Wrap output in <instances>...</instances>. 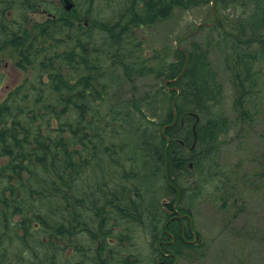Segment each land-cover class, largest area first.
<instances>
[{"label": "trees", "instance_id": "16d2710c", "mask_svg": "<svg viewBox=\"0 0 264 264\" xmlns=\"http://www.w3.org/2000/svg\"><path fill=\"white\" fill-rule=\"evenodd\" d=\"M214 1L206 29L252 124L264 115V0H0V55L21 74L12 88L0 74V264H174L193 245L164 198L224 211L234 187L264 190L263 147L220 164L232 127L213 49L168 56L153 41L157 25ZM232 201L230 222L246 204Z\"/></svg>", "mask_w": 264, "mask_h": 264}, {"label": "rangeland", "instance_id": "374dc122", "mask_svg": "<svg viewBox=\"0 0 264 264\" xmlns=\"http://www.w3.org/2000/svg\"><path fill=\"white\" fill-rule=\"evenodd\" d=\"M53 1L62 7L61 0ZM70 1L68 0L69 4H72ZM217 17L218 15H216V20ZM45 19V14L31 16L33 23ZM213 20L212 5L180 11L169 21L154 28L153 41L168 56L176 48L188 49L194 43L203 48L213 49L212 56L215 69L224 81L222 105L224 117L227 118V124L232 127L228 138L225 140V146L220 151V164L227 161V164L231 163L230 169H234L236 168L235 164L242 158L243 153L237 152L240 148L246 151L264 148V143L258 139L259 135L264 133V115L255 116L252 124L246 123L247 121L243 119L242 110L237 103L239 102V95L233 76L225 70L221 49L216 48V39L206 29L208 26L201 27L197 33L186 38L199 24L211 23ZM0 74L3 76L5 88L7 86L12 88L21 80V74L13 67L6 54L0 55ZM3 93L4 87L0 89V95ZM229 158L231 159L229 160ZM189 180L186 184L193 181V179ZM262 188H264V184L261 186ZM233 190L231 194L233 196L227 209L224 210L225 212L212 205L207 199H198L194 202L191 201L193 198H188V196L184 202H181L178 194L176 199L170 196L161 201L162 204H167L173 200L174 206H177L175 209L182 216L177 214L175 210L171 212L166 208V212L171 215V219L177 218L181 221L180 224L184 229L182 235H186L187 242L193 245L192 249L181 247L182 259L177 258L174 264H264V190H261L260 193L253 192L252 188L250 190L243 189V192H239V189L235 187ZM236 194L242 196H234ZM233 197L236 200L243 198L246 204L240 210L238 217L230 222L227 217L228 212L230 214L233 207ZM186 207L191 208V211L188 212ZM189 231L191 232L190 236L187 235ZM138 232L137 245L146 256H149V237L143 231Z\"/></svg>", "mask_w": 264, "mask_h": 264}, {"label": "water", "instance_id": "95a60500", "mask_svg": "<svg viewBox=\"0 0 264 264\" xmlns=\"http://www.w3.org/2000/svg\"><path fill=\"white\" fill-rule=\"evenodd\" d=\"M71 7H72L71 4H68L67 9L70 10ZM212 10H213V13H214V20H213V22H211V23H201V24H199V25L197 26V28H196L193 32H191L190 34H188V35L186 36V38L189 37V36H191V35H193V34H195V33H197L198 30H199L201 27H203V26H211V25H213V24L215 23V21H216V8H215V2L212 3ZM179 49L182 50V51L186 54V52H185L184 49H182V48H179ZM186 56H187V54H186ZM186 67H187V63H186ZM186 67L184 68L182 74H183L184 71L186 70ZM182 74H181V76H182ZM181 76H179V78H177V79H175V80H168V81H166V82H165V85H167V84H169V83H174V82L178 81V79H180ZM173 89H175V88H173ZM175 101H176V98H175L174 101H173V107H174ZM168 127H169V126H168ZM166 128H167V127H166ZM168 142H169V139H168Z\"/></svg>", "mask_w": 264, "mask_h": 264}, {"label": "bare ground", "instance_id": "6f19581e", "mask_svg": "<svg viewBox=\"0 0 264 264\" xmlns=\"http://www.w3.org/2000/svg\"><path fill=\"white\" fill-rule=\"evenodd\" d=\"M186 67V66H185ZM184 67V68H185ZM187 68V67H186ZM184 70V69H183ZM183 72V71H182ZM182 72L180 73V75L179 76H181V74H182ZM185 72V71H184ZM184 75V73L182 74V76ZM181 76V77H182ZM179 78V77H178ZM181 79V78H180ZM180 79H178V80H180ZM175 89L176 90H179L178 88H176L175 87ZM180 92V91H179ZM183 106L185 107V108H187V109H191V110H193L194 112H196V113H198V109L197 108H194V107H191L190 105H187L186 103H183ZM176 121H177V118H176V116H175V119H174V121L171 123V124H169V125H167V126H165L163 129H162V131H164L165 129H167V128H169V127H172V126H174L175 124H176ZM169 126V127H168ZM167 127V128H166ZM176 205V204H175ZM174 208H177V206L176 207H174ZM175 211H176V213L177 214H179L180 216H182V214L179 212V211H177L176 209H174Z\"/></svg>", "mask_w": 264, "mask_h": 264}]
</instances>
